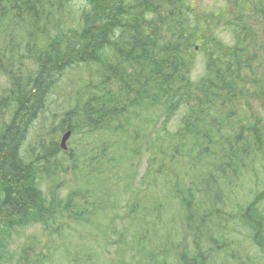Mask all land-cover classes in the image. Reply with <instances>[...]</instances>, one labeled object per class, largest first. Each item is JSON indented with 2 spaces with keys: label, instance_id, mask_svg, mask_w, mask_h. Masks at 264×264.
Wrapping results in <instances>:
<instances>
[{
  "label": "trees",
  "instance_id": "16d2710c",
  "mask_svg": "<svg viewBox=\"0 0 264 264\" xmlns=\"http://www.w3.org/2000/svg\"><path fill=\"white\" fill-rule=\"evenodd\" d=\"M82 1L84 6L76 17L71 13V0H0V23L6 20L20 27L26 22L28 40L41 34L36 43H17L11 52L0 45V76L9 82L7 93L0 95L2 245L16 230L54 220L58 210L72 219L78 217V206L72 204L74 194L61 202L39 188L37 177L49 161L40 153L48 149L50 156L61 154L60 144L51 142L45 147L40 142V148L24 149L33 125L45 116L40 114L50 94L65 87L68 71L83 73L85 68L93 72L84 73L87 79L81 80L77 104L69 105L59 127L52 121L48 135L62 130L97 134L100 167L112 162H106L112 154H128L144 145L157 176L178 180L188 171L177 160L187 148L195 156L205 154L203 148H207L210 156V149L219 143L223 146V140L234 138L232 144L240 145L239 139L246 137L258 144L259 151L250 148V155L264 151V31L256 30L261 36L233 32L226 39L219 37L204 28L220 23L217 16L208 19L195 13L191 0ZM249 3L230 0L238 14L264 20V0H255L252 7ZM200 52L204 53L203 73L194 81ZM152 113L157 121L150 117ZM177 113L182 115L172 128ZM158 124L163 132L157 130ZM236 149H240L237 156ZM242 149H228L233 151L228 154L221 148L217 163L233 167L236 159L248 157V151ZM77 154L70 160L80 168ZM83 156L87 162L84 171H91L94 157L88 159L87 152ZM226 170L217 174L223 177ZM44 197L53 199L48 203ZM190 199L184 197L183 202ZM183 215L187 221L193 219L188 207ZM33 246L22 247L19 264H33L31 256L33 261L38 259Z\"/></svg>",
  "mask_w": 264,
  "mask_h": 264
},
{
  "label": "rangeland",
  "instance_id": "374dc122",
  "mask_svg": "<svg viewBox=\"0 0 264 264\" xmlns=\"http://www.w3.org/2000/svg\"><path fill=\"white\" fill-rule=\"evenodd\" d=\"M191 2L200 16L208 19L217 16L220 23L207 24L204 28H210L224 39L233 32L241 36L243 33L254 34L256 30L264 31L263 19L250 20L246 14H238V8L232 6L230 0ZM248 2L252 7L255 0H245ZM70 3L72 16L77 17L84 2L71 0ZM24 25L26 22L20 27L6 20L0 23L2 48L11 52V47L17 43H36L41 34L28 40ZM233 25L236 26L231 27ZM203 59L204 53L200 52L194 81L203 73ZM82 71H68L63 90L60 92V88H56L58 92L50 94L47 107L40 114L45 116L33 125L24 144L26 151L40 148V142L45 147L51 142L60 144L65 134L63 130L58 129L61 131L58 134L48 135V132L53 128L52 121L59 127L63 114L70 110L69 105L75 107L77 104L81 80L87 79L83 75L93 72L85 68ZM8 88V80L0 76V95L6 94ZM177 114L172 128L177 126L182 115ZM150 117L157 121L155 114ZM158 129H162L161 124L157 125ZM96 138L97 134H86L85 130L73 133L66 142V150L55 156H50L51 151L41 147L44 150L41 157L47 156L49 161L37 177L39 188L43 194L52 193L54 199L61 202L74 194L72 204L78 206V217L72 219L65 211L58 210L54 220L10 233L3 245L0 244V264H19L22 247L31 243L36 246L38 256L35 261L31 256L33 264H42L43 259L48 264H264V151L254 156L249 154L250 148L259 151L258 144L254 145L246 137L239 139L240 145L232 144L234 138L225 139L223 146L219 143L210 149V156L207 148H203L205 154L197 153L196 156L192 148H187V153L177 160L183 170L188 171L178 180L174 177L167 180L151 169V153L144 145L129 147L133 151L128 154L124 151L112 154L109 157L114 160L108 157L106 162H112L100 167L96 160V154L100 153ZM221 148L228 154L233 152L228 149L244 148L248 157L243 161L236 159L233 167H224L223 161L217 163L220 153H216ZM234 151L237 156L240 149ZM86 152L88 159L94 157L88 172L84 171L87 162H84L86 156L83 154ZM74 153L82 154L75 156V160L80 157V168L70 160ZM214 159L213 163L217 164L208 165ZM223 168L228 170L222 177L217 171ZM184 197L190 199L189 203L183 202ZM96 198L101 202L97 203ZM44 199L50 203L53 198ZM187 207L193 215L190 221L183 215Z\"/></svg>",
  "mask_w": 264,
  "mask_h": 264
},
{
  "label": "bare ground",
  "instance_id": "6f19581e",
  "mask_svg": "<svg viewBox=\"0 0 264 264\" xmlns=\"http://www.w3.org/2000/svg\"><path fill=\"white\" fill-rule=\"evenodd\" d=\"M95 1V0H94ZM114 1V0H113ZM93 2V1H92ZM85 3V2H84ZM71 5V4H70ZM83 5V4H82ZM96 6V5H95ZM77 8V7H76ZM88 9V8H87ZM76 10V9H75ZM80 10V9H79ZM76 11H78V10H76ZM81 13V12H80ZM84 13V12H83ZM67 19V18H66ZM95 20V19H94ZM93 20V21H94ZM74 21V20H73ZM90 21V20H89ZM96 22V21H95ZM52 27V26H51ZM98 29V28H97ZM46 30V29H45ZM91 30V29H90ZM88 32V31H87ZM83 33V32H82ZM70 131H67V132H65V134L62 136V138H61V141H60V147L61 148H66V142H67V140L72 136V134H70L68 137H66V135H67V133H69ZM71 133V132H70ZM124 225V224H123ZM113 226V225H112ZM52 228V227H51ZM69 228V227H68ZM110 228V227H109ZM27 229V228H26ZM58 229V228H57ZM116 229V228H115ZM106 231V230H105ZM112 231V230H111ZM112 234V233H111ZM123 238V237H122ZM103 239V238H102ZM120 239V238H119ZM152 242V241H151ZM107 243V242H106ZM115 243V242H114ZM123 243V242H122ZM145 249V248H144ZM146 249H147V247H146ZM124 253V252H123ZM238 253V252H237ZM121 255H123V254H121ZM132 257V256H131ZM45 261V260H44ZM94 264H95V262H94Z\"/></svg>",
  "mask_w": 264,
  "mask_h": 264
},
{
  "label": "water",
  "instance_id": "95a60500",
  "mask_svg": "<svg viewBox=\"0 0 264 264\" xmlns=\"http://www.w3.org/2000/svg\"><path fill=\"white\" fill-rule=\"evenodd\" d=\"M70 134H71L70 132H69V133H67L66 137H68Z\"/></svg>",
  "mask_w": 264,
  "mask_h": 264
}]
</instances>
